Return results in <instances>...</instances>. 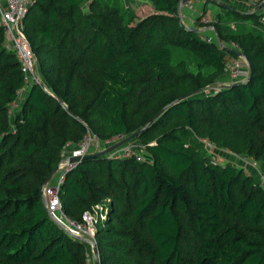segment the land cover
<instances>
[{
  "label": "trees",
  "instance_id": "1",
  "mask_svg": "<svg viewBox=\"0 0 264 264\" xmlns=\"http://www.w3.org/2000/svg\"><path fill=\"white\" fill-rule=\"evenodd\" d=\"M84 1L30 8L24 30L43 84L21 95L25 74L0 27V264H90V245L43 196L62 149L88 128L101 140L136 134L150 157L87 158L67 176L60 198L73 219L108 203L99 264H264L260 178L213 163L195 138L253 158L264 174V13L221 4L214 22L191 27L183 0H149L157 13L138 22L124 0ZM229 56L247 62L249 78L206 94Z\"/></svg>",
  "mask_w": 264,
  "mask_h": 264
},
{
  "label": "built area",
  "instance_id": "2",
  "mask_svg": "<svg viewBox=\"0 0 264 264\" xmlns=\"http://www.w3.org/2000/svg\"><path fill=\"white\" fill-rule=\"evenodd\" d=\"M36 2L37 0H0V27L4 29L6 35V46L16 53L18 59L21 62L22 71L25 74L26 86L24 89L18 91L19 95H21L23 91H25L32 83L43 84V80L38 72V64L35 53L31 48V44L24 30V19L30 8ZM248 2L251 9H260L259 12L264 13V1L249 0ZM183 8L186 9V12H190L195 17V20L198 19L201 25L206 26L211 23V19H209L207 14L199 11V9L196 7L194 0L188 1ZM180 15L184 21L183 11ZM206 38L208 41H212L210 37ZM232 48L238 50L239 46L235 43H232ZM225 72L230 77L231 83H222L219 87L207 90L206 94L220 91L222 89V85H231L235 82L245 81L250 75L249 66L246 67L239 60H234L232 63H227ZM64 107L67 109L66 105H64ZM123 139L124 138L122 137H115L101 140L88 128L86 134L80 142L76 144L69 142L64 146L61 151V161L59 163V169L56 173V176L43 189V196L46 201V206L52 218L57 223H59L71 236L81 240L82 238H89L95 242L96 246L97 219L92 215V213L88 211L83 214L80 221L73 219L64 211L60 194L68 174L80 164L78 161L70 162L71 158H83L84 156L90 154L95 144H97V152H101ZM201 142L206 146L207 149L215 148V145L208 139H202ZM142 149L143 146L140 145L139 142L129 141L122 147L108 154V157L118 159L136 157V159L139 161H144L145 157L142 154ZM212 162L220 163V160L216 159V157H213ZM260 182L261 185L264 186V174H262ZM104 213L106 214V212ZM89 245L92 247L91 244ZM97 260L100 263L99 253L97 255Z\"/></svg>",
  "mask_w": 264,
  "mask_h": 264
},
{
  "label": "rangeland",
  "instance_id": "3",
  "mask_svg": "<svg viewBox=\"0 0 264 264\" xmlns=\"http://www.w3.org/2000/svg\"><path fill=\"white\" fill-rule=\"evenodd\" d=\"M90 0H85L83 5L86 8L88 6V2ZM196 3V7L199 9V11L204 12L207 14V16L209 17V19H211V22H214L215 16L216 14H219L221 12V4L227 5V6H231V7H235L238 10L244 11V12H248L251 10L250 6H249V0H194ZM124 2L126 3V5H128L135 13H136V20L135 21H140L143 20L144 18L157 13L152 2H150L149 0H124ZM264 10V8H263ZM183 11V16H184V22L187 26H191L194 27V22H195V17L189 13L187 14L186 17V9H182ZM231 28L232 29H237L238 28V21L237 20H233L231 21ZM249 24L251 26H253V22L252 20L249 21ZM209 28H204V31H208ZM210 31L212 32H207L208 37L211 38L212 41L218 42V38L217 35L215 34L214 29L211 27ZM229 62L228 63H232L235 58L232 56L228 57ZM240 62H242L246 67H248L249 65L247 64V62L242 59L241 57L239 59ZM39 72V69H38ZM228 75V74H227ZM41 77V76H40ZM228 76H226L227 78ZM195 138L199 141H201L203 138L196 136ZM137 142L140 143V145L143 146L142 149V154L145 157L144 161H148L150 160L149 157V152L147 149V143L143 142L141 139H139ZM95 144V143H94ZM96 145L95 144L93 146L94 149H96ZM208 152L210 154H212L214 157H216V159L220 160V163H233L235 165H237L240 168H243L245 171V174L250 175V176H258L261 180V176L262 174L259 172V167H260V163L256 160H254L253 158H248V157H244V156H240V155H236L235 153L231 152L230 150H223V149H218L215 148L214 149H208ZM56 176V174H55ZM54 176V177H55ZM54 177L52 178V180L54 179ZM51 180V181H52ZM108 208V203L107 202H103L100 203L98 205H96L95 207H93V209L91 211H88L90 213H92V215L97 219L102 218L103 216H105V210ZM89 262L90 264H93V258H94V254H93V248L89 247Z\"/></svg>",
  "mask_w": 264,
  "mask_h": 264
},
{
  "label": "water",
  "instance_id": "4",
  "mask_svg": "<svg viewBox=\"0 0 264 264\" xmlns=\"http://www.w3.org/2000/svg\"><path fill=\"white\" fill-rule=\"evenodd\" d=\"M190 0H183L180 4L179 7V12L181 14L182 9L184 7V5ZM241 56V55H240ZM241 82H235L232 85H237L240 84ZM136 136V134H133L129 137L124 138L123 140L119 141L118 143L114 144L113 146L107 148L106 150H103L101 152H97V153H90L86 156H84L83 158L80 157H74L70 159V162H82L83 160L87 159V158H93V157H97V156H107L108 154H110L111 152H113L114 150L122 147L123 145H125L126 143H128L129 141H131L132 139H134V137ZM59 167H57L47 178L46 181L44 183V188L47 186V184L52 180V178L55 176V174L57 173ZM83 241L87 242L88 244H91L93 247V256H94V260H95V264H99L98 260H97V255H98V249L97 246L95 244L94 241L90 240L89 238H82Z\"/></svg>",
  "mask_w": 264,
  "mask_h": 264
},
{
  "label": "crops",
  "instance_id": "5",
  "mask_svg": "<svg viewBox=\"0 0 264 264\" xmlns=\"http://www.w3.org/2000/svg\"><path fill=\"white\" fill-rule=\"evenodd\" d=\"M190 12H186L185 14H186V17H187V14H189ZM208 31L209 32H211L210 31V28L208 29ZM208 31H206V32H208ZM212 33V32H211ZM235 60H236V58H235ZM228 62H229V60H228ZM226 76H228L227 74H225L223 77H221V83H224V84H230L231 83V80H230V77L228 76L227 78H226ZM91 153H97V150L96 149H94V148H92V150H91ZM93 264H95V261H93Z\"/></svg>",
  "mask_w": 264,
  "mask_h": 264
}]
</instances>
